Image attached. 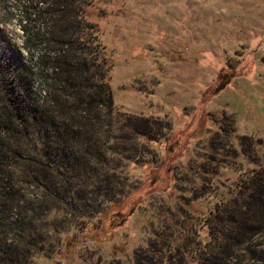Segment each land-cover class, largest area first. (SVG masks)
I'll list each match as a JSON object with an SVG mask.
<instances>
[{
	"label": "rangeland",
	"instance_id": "374dc122",
	"mask_svg": "<svg viewBox=\"0 0 264 264\" xmlns=\"http://www.w3.org/2000/svg\"><path fill=\"white\" fill-rule=\"evenodd\" d=\"M35 1L46 9L44 0H0V29L27 62L37 64L42 57L60 53L44 44L26 46L29 34L23 27L36 13L31 6ZM87 1L91 6L85 21L98 28L101 44L107 47L112 65L108 76L118 108L112 115L115 130L105 131L97 143L111 145L107 136L119 138L129 130L130 118L139 115L168 116L173 130L150 145L151 156L138 155L124 168L110 164L130 186L122 206H109L105 193L100 196L97 185L90 184L87 189L92 187L93 194L87 196L75 187L74 199L80 206L75 200L71 204L58 199L54 205L58 210L45 216L34 210L42 193L27 186L26 174L10 170L9 177L0 171V245L10 247L12 257L22 264H134V252L150 237L148 194L187 190L192 176L188 167L204 164L216 175L207 176L211 184L203 185L201 178L198 190L210 195L194 208L211 210L227 191L224 187L231 188L256 166L243 157L219 166L207 160L219 161L220 149L238 146V137L264 142V0ZM48 25L44 18L30 26L29 33L40 28L47 32ZM225 117H232L237 130L227 146L220 129ZM137 141L122 144L140 150L146 142ZM82 198L101 201L94 208Z\"/></svg>",
	"mask_w": 264,
	"mask_h": 264
},
{
	"label": "trees",
	"instance_id": "16d2710c",
	"mask_svg": "<svg viewBox=\"0 0 264 264\" xmlns=\"http://www.w3.org/2000/svg\"><path fill=\"white\" fill-rule=\"evenodd\" d=\"M44 2L45 10L40 2L31 4L36 13L30 16L28 27H23L29 34L26 46L31 49L44 44L60 53L56 57H42L37 64L27 62L0 29V171L9 177L10 170L26 174L27 186H36L42 193L34 210L45 216L58 210L54 206L58 199L71 204L75 200V206H80L74 199L78 195L75 187L87 196L93 194L92 187L87 189L90 184L97 185L100 196L105 193L109 206H119L130 195V186L110 164L124 168L138 155L142 159L151 156L150 145L167 137L172 122L168 116L139 115L130 118L125 134L119 138L108 135L113 143L100 146L97 142L104 138L102 134L115 130L112 115L117 107L108 76L112 65L106 58L107 47L101 44L98 28L85 21L91 3ZM44 18L49 19L47 32L32 27L33 33H29V27ZM225 119L220 129L227 146L237 130L232 117ZM136 139L146 142L140 150L134 146L128 150L122 144ZM237 141L238 146L220 149L219 161L208 159L206 163L218 162L219 166L243 157L256 170L243 174L231 188L224 187L227 191L215 208H194L210 195L208 190H198L201 178L203 185L205 181L211 184L213 180L207 176L216 175L199 163L188 167L192 176L186 181L187 190L176 188V195L171 190L147 195L150 237L134 252V264H264V142L249 136ZM258 149L262 154L256 156ZM94 168L104 171L93 174ZM156 184L153 179L151 186ZM154 193L161 194L160 198L152 197ZM82 199L97 208L100 198L94 203ZM101 212L99 208L98 214ZM0 264L22 262L15 261L10 247L0 245Z\"/></svg>",
	"mask_w": 264,
	"mask_h": 264
},
{
	"label": "built area",
	"instance_id": "2783aa9c",
	"mask_svg": "<svg viewBox=\"0 0 264 264\" xmlns=\"http://www.w3.org/2000/svg\"><path fill=\"white\" fill-rule=\"evenodd\" d=\"M46 93H44V95H45Z\"/></svg>",
	"mask_w": 264,
	"mask_h": 264
}]
</instances>
